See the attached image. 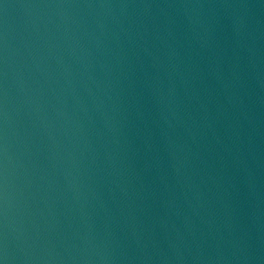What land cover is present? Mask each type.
<instances>
[{
	"label": "water",
	"instance_id": "water-1",
	"mask_svg": "<svg viewBox=\"0 0 264 264\" xmlns=\"http://www.w3.org/2000/svg\"><path fill=\"white\" fill-rule=\"evenodd\" d=\"M0 264H264V0H0Z\"/></svg>",
	"mask_w": 264,
	"mask_h": 264
}]
</instances>
